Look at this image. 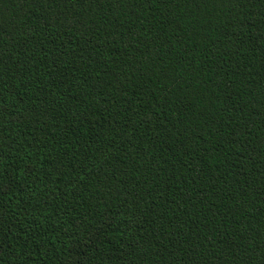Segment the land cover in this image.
Segmentation results:
<instances>
[{
	"label": "trees",
	"instance_id": "trees-1",
	"mask_svg": "<svg viewBox=\"0 0 264 264\" xmlns=\"http://www.w3.org/2000/svg\"><path fill=\"white\" fill-rule=\"evenodd\" d=\"M0 264H264V0H0Z\"/></svg>",
	"mask_w": 264,
	"mask_h": 264
}]
</instances>
